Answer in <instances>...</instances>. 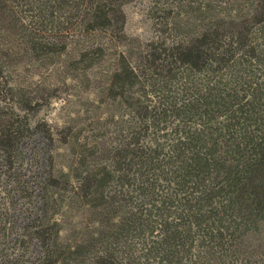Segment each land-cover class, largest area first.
I'll return each mask as SVG.
<instances>
[{"label":"trees","instance_id":"obj_1","mask_svg":"<svg viewBox=\"0 0 264 264\" xmlns=\"http://www.w3.org/2000/svg\"><path fill=\"white\" fill-rule=\"evenodd\" d=\"M126 1L0 0V264H264V0H150L136 45ZM116 46L114 141L32 119L17 66Z\"/></svg>","mask_w":264,"mask_h":264},{"label":"rangeland","instance_id":"obj_2","mask_svg":"<svg viewBox=\"0 0 264 264\" xmlns=\"http://www.w3.org/2000/svg\"><path fill=\"white\" fill-rule=\"evenodd\" d=\"M123 9L126 14L125 31L132 45H136L154 34L155 25H153L150 0H127ZM116 47H112L111 51L113 52L106 60L95 61L88 69L91 83L89 85L83 75H80L79 79L69 80L68 78L62 81V79L64 80L65 65H59V61L56 62V65L48 64L41 67L39 65H28V67L25 64L17 66L14 75L23 84L22 86L30 84L28 89L34 88L39 91L40 97L36 103H39L40 108L30 112L32 119L35 122L44 119L58 127L65 123H74L75 127H82L84 133L89 136L103 131L101 135L105 140L114 141L115 131L111 123L106 122L96 126L91 120L93 116L101 118L100 121L109 120V113L115 110L116 106L107 100L109 98L107 93L102 94L101 90L110 73L112 61L117 55L115 51H118L119 47ZM50 83L54 84L56 90H50V95L46 96V89L48 85L51 86ZM29 141L31 144L26 146V150H31V147L35 146L36 149L43 152V156L46 155L49 147L40 132ZM57 150L64 153L61 148H57ZM64 157L66 155H59L58 158L62 161Z\"/></svg>","mask_w":264,"mask_h":264}]
</instances>
